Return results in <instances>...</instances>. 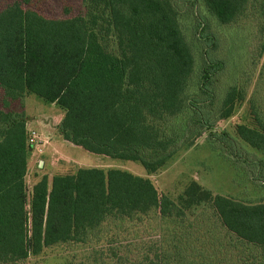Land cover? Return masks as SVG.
Returning a JSON list of instances; mask_svg holds the SVG:
<instances>
[{
  "label": "trees",
  "instance_id": "1",
  "mask_svg": "<svg viewBox=\"0 0 264 264\" xmlns=\"http://www.w3.org/2000/svg\"><path fill=\"white\" fill-rule=\"evenodd\" d=\"M201 1L222 24L234 22L246 10L255 12L264 38V0ZM81 2L86 11L106 12L108 19L86 20L81 14L46 18L29 7V0L2 3V105L21 104L26 95L52 103L63 112L59 132L68 143L94 155L138 162L155 172L185 141L211 127L200 107L212 104L211 79L224 68L212 55L216 42L196 41L199 50L202 45L206 50L199 52L196 65L174 0ZM203 27L200 22V33ZM108 33L114 36L116 55L101 44ZM242 97L236 89L227 91L221 108L224 118ZM25 124L24 111H0V264L19 263L57 246L87 245L111 228L128 233L158 222L169 227L164 230L171 237L168 251L176 252L179 264H187L181 257L185 248H180L186 227L193 228L187 214L203 207L214 211L225 232L220 236L208 231L194 241L205 238L208 248L219 241V250H236L237 263L264 264V202L244 205L202 191L195 182L176 204L159 195L147 178L116 169H78L53 176L50 187L43 176L27 201L24 179L31 152ZM236 132L264 154V134L243 125ZM211 138L226 144L218 136ZM219 239H226V246ZM165 251L159 252L158 263L169 257Z\"/></svg>",
  "mask_w": 264,
  "mask_h": 264
},
{
  "label": "rangeland",
  "instance_id": "2",
  "mask_svg": "<svg viewBox=\"0 0 264 264\" xmlns=\"http://www.w3.org/2000/svg\"><path fill=\"white\" fill-rule=\"evenodd\" d=\"M4 1L0 0V6ZM174 3L179 8V25L192 48L196 65L200 62L199 52L206 51L204 45L199 50L197 42L203 43L205 38H212L216 42V52L212 55L223 63V70L212 77L209 86L212 104L200 107L210 122V129H202L198 137L185 141L165 166L155 172H147L138 162L94 155L68 143L59 132L63 112L54 104L26 95L21 104L15 102L5 108L0 98V111H24L27 144L32 134L36 136L34 144L29 145L31 153L24 179L27 201L32 186L43 176H47L50 187L53 176L74 174L78 169L97 168L104 171L116 169L147 178L159 195L168 197L176 204L180 203L183 192L193 182L213 196L244 205L264 202V154L253 150L236 132V128L243 125L264 134V38L259 34L261 19L255 12L246 10L234 22L222 24L201 0H174ZM29 5L46 18L65 19L81 14L86 20L94 17L108 19L106 12L86 11L81 0H29ZM200 22L204 26L203 33L198 31ZM104 29L109 28L105 26ZM101 38L104 50L116 55L113 34H103ZM232 88L243 97L236 101L230 117L224 118L222 104L227 91ZM191 92H196V88L193 87ZM202 106L207 107L204 109ZM211 135L222 138L223 143L225 141L231 148L213 140ZM208 208L187 214L193 228L185 229V238L180 244L185 251L181 257L184 256L187 264H236L239 258L236 250L229 247L219 250V241L210 248L205 238L194 241L196 236L203 237L204 233H220L221 236L225 232L214 211ZM158 223H154L153 228L136 226V231L130 230L128 233L111 228L100 234V240L94 239L87 245L45 249L39 256L15 264H179L176 252L168 251L171 237L164 230L169 227ZM220 242L226 246L227 240L221 239ZM164 250H167L165 253L169 257L158 263L159 252Z\"/></svg>",
  "mask_w": 264,
  "mask_h": 264
},
{
  "label": "built area",
  "instance_id": "3",
  "mask_svg": "<svg viewBox=\"0 0 264 264\" xmlns=\"http://www.w3.org/2000/svg\"><path fill=\"white\" fill-rule=\"evenodd\" d=\"M35 137V134H32V136L28 140V145L32 146L34 144Z\"/></svg>",
  "mask_w": 264,
  "mask_h": 264
},
{
  "label": "crops",
  "instance_id": "4",
  "mask_svg": "<svg viewBox=\"0 0 264 264\" xmlns=\"http://www.w3.org/2000/svg\"><path fill=\"white\" fill-rule=\"evenodd\" d=\"M30 156V155H29ZM28 160H29V158H28ZM28 160H27V164H28Z\"/></svg>",
  "mask_w": 264,
  "mask_h": 264
}]
</instances>
